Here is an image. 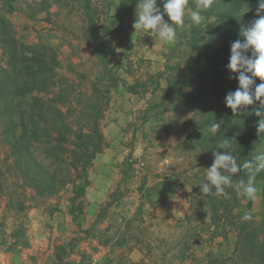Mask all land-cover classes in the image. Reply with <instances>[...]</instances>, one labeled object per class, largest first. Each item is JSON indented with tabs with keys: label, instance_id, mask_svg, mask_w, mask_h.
Returning a JSON list of instances; mask_svg holds the SVG:
<instances>
[{
	"label": "rangeland",
	"instance_id": "rangeland-1",
	"mask_svg": "<svg viewBox=\"0 0 264 264\" xmlns=\"http://www.w3.org/2000/svg\"><path fill=\"white\" fill-rule=\"evenodd\" d=\"M111 1L108 9V0H97L100 32L104 34L110 26L116 35L112 66L128 85L166 72L168 59L170 65L185 63L186 41L179 43L176 37L171 44H151L149 36L133 28L136 17L127 18L119 0L118 4ZM18 8L22 9L9 16L17 37L26 44L53 48L62 78L75 80L77 90H89L100 68L81 40L80 13L52 7L48 21L45 13L31 19L26 5ZM191 11L188 7V14ZM214 21L202 15L198 26ZM188 24L192 26L191 21ZM148 50H153L155 58L145 57L143 52ZM165 79H161L163 87ZM161 96V91L155 96L132 95L121 84L113 91L101 123L108 146L89 169L90 185L75 205L82 210L77 212V222L70 211L75 183L54 193L28 186L15 169L0 119V264H216L234 256L236 230L227 223L219 229L211 225L200 203L202 172L210 163L186 141L198 113L183 112L180 106L186 97L175 95L145 120V111L159 103ZM77 116L71 117L75 123ZM124 169H128L125 180ZM256 187L255 200L238 193L239 205L233 214L241 219L250 211L258 226L264 215V181L257 180ZM115 190L121 192V199L99 219Z\"/></svg>",
	"mask_w": 264,
	"mask_h": 264
},
{
	"label": "trees",
	"instance_id": "trees-1",
	"mask_svg": "<svg viewBox=\"0 0 264 264\" xmlns=\"http://www.w3.org/2000/svg\"><path fill=\"white\" fill-rule=\"evenodd\" d=\"M119 2L121 11L133 19L137 0ZM161 3L158 0L159 7ZM196 3L197 0H189L188 7L195 10ZM22 5L31 10L28 14L31 19L45 13L50 21L52 7L80 13L84 31L81 40L94 54L100 68L89 90H77L75 80L62 78L58 72L61 62L53 48L45 44L39 47L26 44L17 37L9 16L22 9L18 8ZM112 5V1L107 2L108 9ZM247 7L250 10L243 14ZM256 8L257 0H215L211 8L202 12L205 17L215 18L213 23L191 26L188 24L190 20L185 18L186 26L177 29L178 42L186 41L189 48L185 63L178 61L170 65L168 59L166 72L128 85L113 69L116 35L110 26L104 34L100 32L101 15L97 0H3L0 7V119L15 169L23 175L28 186L39 192L54 193L69 183H75L74 206L70 211L77 222V212L82 210L75 205L85 197L90 185L89 169L108 146L101 123L110 106L112 93L120 84L132 95L151 93L155 96L158 91L162 92L161 101L145 111V120L150 117L149 112L162 107L167 99L184 95L186 98L180 109L197 112L199 116L186 141L189 148L202 152L207 158L210 164L207 162L205 168L213 163V150L223 153L224 149L218 147L225 138L233 139L232 149L240 162L264 152V133L257 135L259 118L254 114L235 116L225 104L226 95L238 88V80L230 79L237 74L226 67L230 44L243 39L241 27L258 18ZM164 18L168 20L166 15ZM183 64L186 66L182 67ZM164 76L166 87L161 85ZM259 83L261 81L257 78L256 84ZM251 108L249 106L248 111ZM75 113L78 115L76 123L71 120ZM220 121H223L221 129L213 135L209 131L210 125ZM127 163L128 160L125 168ZM205 172H202L201 183L206 180ZM127 175L128 169H124V180ZM241 179H246L245 171L233 176V185ZM257 180L264 181V172L256 177ZM226 192L227 197L203 195L200 199L211 225L219 229L221 223H227L238 234L234 256L226 261L230 264H264V215L258 226L252 221H242L238 214H233L239 205L238 192L234 187L226 188ZM121 195L119 190L110 195L99 219L121 199ZM226 261H217L216 264H227Z\"/></svg>",
	"mask_w": 264,
	"mask_h": 264
},
{
	"label": "clouds",
	"instance_id": "clouds-1",
	"mask_svg": "<svg viewBox=\"0 0 264 264\" xmlns=\"http://www.w3.org/2000/svg\"><path fill=\"white\" fill-rule=\"evenodd\" d=\"M162 9L158 6V0H137L135 10V22L133 28L139 32H151L161 41L171 44L177 37V29L184 28L185 17L192 25L202 22V12L213 6L215 0H197L195 10L188 14L189 0H161ZM250 9L247 7L244 13ZM165 15L168 20H165ZM257 19L242 26L240 36L230 44V57L227 69L234 74L230 79L238 80V88L229 92L225 97V104L235 116L241 114L255 115L259 118L257 135L264 133V0H257ZM261 83L256 84V79ZM252 106L251 111H248ZM223 121L213 122L209 131L217 134ZM225 138L219 145L224 149L223 153L213 150V163L206 168V180L200 186L201 193L205 196H225L226 188L234 187L235 190L250 200L257 196L256 177L264 172V152H259L251 159L240 162L232 149L231 141ZM241 171L246 172V179H241L233 185V176ZM242 221H252L250 211H246Z\"/></svg>",
	"mask_w": 264,
	"mask_h": 264
},
{
	"label": "crops",
	"instance_id": "crops-1",
	"mask_svg": "<svg viewBox=\"0 0 264 264\" xmlns=\"http://www.w3.org/2000/svg\"><path fill=\"white\" fill-rule=\"evenodd\" d=\"M111 1V0H108ZM118 2V0H116V3ZM119 3V2H118ZM117 3V4H118ZM142 34H144V36H149V41L151 44H158L160 42H162L157 36H154L151 34V32H141ZM147 48V47H146ZM144 48V51L145 49ZM155 51V50H154ZM143 52V51H142ZM143 54L145 55V57H151V58H155V53L153 52V50H148L147 52H143Z\"/></svg>",
	"mask_w": 264,
	"mask_h": 264
}]
</instances>
